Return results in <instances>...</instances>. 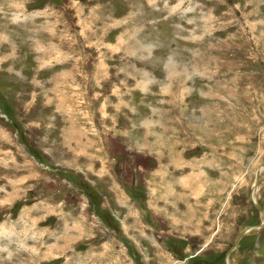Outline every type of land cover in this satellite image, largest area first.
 <instances>
[{"label": "rangeland", "instance_id": "374dc122", "mask_svg": "<svg viewBox=\"0 0 264 264\" xmlns=\"http://www.w3.org/2000/svg\"><path fill=\"white\" fill-rule=\"evenodd\" d=\"M258 166L264 0H0V264H264Z\"/></svg>", "mask_w": 264, "mask_h": 264}, {"label": "water", "instance_id": "95a60500", "mask_svg": "<svg viewBox=\"0 0 264 264\" xmlns=\"http://www.w3.org/2000/svg\"><path fill=\"white\" fill-rule=\"evenodd\" d=\"M261 167V166H260ZM257 177H258V174H256L255 175V180H254V185H253V189H252V193L253 192H255L256 191V189H257V187H258V180H257ZM252 203L254 204V206H255V208L258 210V211H260L263 215H264V212L262 211V209H260V207L258 206V204L256 203V202H254V201H252ZM251 229H253V228H246V229H244L243 231H241V233L237 236V238H236V240H235V242H234V245H233V247H236L237 246V244H238V241L242 238V237H244L247 233H248V231H250ZM228 255V254H227ZM226 255V256H227Z\"/></svg>", "mask_w": 264, "mask_h": 264}, {"label": "bare ground", "instance_id": "6f19581e", "mask_svg": "<svg viewBox=\"0 0 264 264\" xmlns=\"http://www.w3.org/2000/svg\"><path fill=\"white\" fill-rule=\"evenodd\" d=\"M262 170H264V166H261V167L258 166V168H257V170H256V172H255V175H256V174L259 175V174H260V171H262ZM255 179H256V178H255ZM257 180H258V177H257ZM253 195H254V194H251V199H253V201L256 202L255 197H254ZM256 203H257V202H256ZM260 209H261V208H260ZM245 236H246V235H245Z\"/></svg>", "mask_w": 264, "mask_h": 264}]
</instances>
